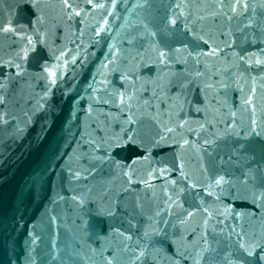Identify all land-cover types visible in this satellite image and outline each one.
Masks as SVG:
<instances>
[{"label": "water", "instance_id": "95a60500", "mask_svg": "<svg viewBox=\"0 0 264 264\" xmlns=\"http://www.w3.org/2000/svg\"><path fill=\"white\" fill-rule=\"evenodd\" d=\"M0 264H264V0H0Z\"/></svg>", "mask_w": 264, "mask_h": 264}, {"label": "snow or ice", "instance_id": "6c2138e0", "mask_svg": "<svg viewBox=\"0 0 264 264\" xmlns=\"http://www.w3.org/2000/svg\"><path fill=\"white\" fill-rule=\"evenodd\" d=\"M66 2H67V0H66ZM0 30H3L2 28H0Z\"/></svg>", "mask_w": 264, "mask_h": 264}]
</instances>
